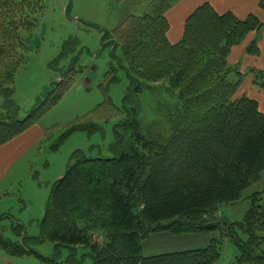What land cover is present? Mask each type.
<instances>
[{
  "label": "trees",
  "instance_id": "1",
  "mask_svg": "<svg viewBox=\"0 0 264 264\" xmlns=\"http://www.w3.org/2000/svg\"><path fill=\"white\" fill-rule=\"evenodd\" d=\"M175 1L109 0L121 7L119 20L112 29L101 30L100 40L111 47V59L129 81L122 100L127 117L114 125L117 146L125 139L128 143L115 157H88L80 150L72 154L50 189L39 236L55 250L86 248L92 264H214L224 239L237 249L230 264H264L263 197L260 191L243 196L264 171V112L256 99L238 94L242 73L228 61L233 47L262 30L264 19L255 13L243 18L232 11L219 13L204 2L186 17L181 38L170 43L165 12ZM258 7L264 12V0ZM41 12V0H0L1 94L13 92L27 50L22 33L36 25ZM245 52L259 55L256 36ZM114 72L111 64L108 81L117 80ZM247 72L257 88H264V69L249 67ZM67 74L24 118L0 117V145L37 123L59 101ZM160 88L174 99L166 111L160 109L168 130L143 133L139 95ZM118 127L128 131L127 137ZM96 128L90 122L72 125L58 144L73 131ZM242 200L248 207L241 220L215 215ZM4 216L11 218L0 214V220ZM208 222L215 226L206 229ZM4 229L0 225L4 252L56 262L25 245L22 224L11 225L17 241L5 236ZM160 234L207 240L195 249L145 254L146 247L164 243L153 239Z\"/></svg>",
  "mask_w": 264,
  "mask_h": 264
},
{
  "label": "rangeland",
  "instance_id": "2",
  "mask_svg": "<svg viewBox=\"0 0 264 264\" xmlns=\"http://www.w3.org/2000/svg\"><path fill=\"white\" fill-rule=\"evenodd\" d=\"M41 4L42 12L36 25L22 33L27 50L25 61L15 73L13 92L7 96L0 93V117L24 118L53 84L62 79V74L66 71L68 74L61 98L36 123L41 130L40 138L16 159L0 183V214L11 216H4L0 225L5 228V236L17 241L20 239L12 232L11 225L12 222L22 224L25 245L56 262H45L35 255H10L0 249V264H92L84 247H78L75 253L63 246L55 250L50 240L41 239L39 222L53 183L65 173L76 150L88 157L108 158L119 155L120 149H124L123 146L128 143L125 139L123 146L120 143L117 146L114 125L127 117L122 100L129 81L111 59V47L103 46L100 40L101 30H110L117 24L121 7L111 4L109 0H41ZM260 11L264 14L257 8L256 12ZM261 34L262 31L255 34L258 40ZM249 38L246 39L248 43ZM231 60L230 66L242 73V92L253 93V89L248 88V85L254 84L247 69H264L261 68L263 63L257 58ZM111 64L115 66L114 75L117 78L112 82L108 81L111 74L107 75ZM139 97L138 119L142 132L165 134L168 123L160 109L166 111L174 99L161 88L140 94ZM127 107H130V103ZM88 122L96 124V130L73 131L58 144L59 138L69 127ZM118 129L127 137L128 131ZM257 191L261 192L264 202V171L261 179L247 188L243 196ZM247 207V200H242L233 205H224L221 212L216 213L219 212L224 221L241 220ZM154 238L166 243L148 248L150 252L146 247L145 254L195 249L202 245L196 238L188 237L177 243L175 237L170 235L160 234ZM152 242L151 239L147 244L151 245ZM236 255V247L224 239L222 255L214 264H230Z\"/></svg>",
  "mask_w": 264,
  "mask_h": 264
},
{
  "label": "crops",
  "instance_id": "3",
  "mask_svg": "<svg viewBox=\"0 0 264 264\" xmlns=\"http://www.w3.org/2000/svg\"><path fill=\"white\" fill-rule=\"evenodd\" d=\"M258 1L259 0H176L173 5L165 12V17L169 23L167 38L170 43L177 42L182 36V27L186 17L196 7H198L204 2H209L219 13L232 11L238 17L243 18L248 13H255L257 11V8L259 10ZM255 14H257L261 19H264V14L261 13V11L259 13L256 12ZM261 31L262 34L260 35L258 40V56L250 57V55H247L244 50L246 44L248 43L246 42V39L250 37L249 40H251L255 36V33H252L249 34L240 45L232 48L228 57V61H232L231 59H235L233 62H236L237 60L244 61L245 58H257L263 63L261 65V68H264V27ZM242 44L244 46H242ZM254 66L256 65L254 64ZM242 86L239 88L238 94L243 93ZM249 87L252 88L254 92L251 94H243H246L256 99L259 104L260 111L264 112V88L259 89L255 85H248V88ZM36 125V123L33 124L30 128H28L20 135L16 136L7 143L0 145V183L3 182L5 176L9 173V170L12 164L16 161V159L18 157H21L28 149L32 148L35 142L40 138L41 130ZM195 238L198 242L202 244L205 243L207 240L206 236H197ZM153 239L156 240L155 238ZM186 239H188V237L182 236L175 238V241L177 243ZM165 243L166 242H164L161 246H164Z\"/></svg>",
  "mask_w": 264,
  "mask_h": 264
},
{
  "label": "built area",
  "instance_id": "4",
  "mask_svg": "<svg viewBox=\"0 0 264 264\" xmlns=\"http://www.w3.org/2000/svg\"><path fill=\"white\" fill-rule=\"evenodd\" d=\"M215 215L217 216V217H219L220 216V213L218 212V213H215ZM93 238H94V240L96 241V242H101V236L99 235V234H93Z\"/></svg>",
  "mask_w": 264,
  "mask_h": 264
},
{
  "label": "water",
  "instance_id": "5",
  "mask_svg": "<svg viewBox=\"0 0 264 264\" xmlns=\"http://www.w3.org/2000/svg\"><path fill=\"white\" fill-rule=\"evenodd\" d=\"M214 226H215V223L214 222H208V223H205V225H204V227L206 229H211Z\"/></svg>",
  "mask_w": 264,
  "mask_h": 264
}]
</instances>
